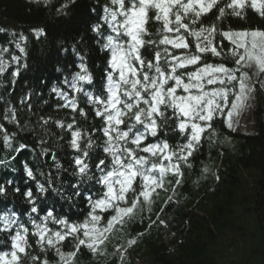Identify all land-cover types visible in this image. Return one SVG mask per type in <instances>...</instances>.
<instances>
[{
	"label": "trees",
	"instance_id": "16d2710c",
	"mask_svg": "<svg viewBox=\"0 0 264 264\" xmlns=\"http://www.w3.org/2000/svg\"><path fill=\"white\" fill-rule=\"evenodd\" d=\"M226 2L219 0L217 7L202 17V23L216 22L220 27L233 30H264V17L250 7L244 10L243 19L227 16L223 21H216L218 8ZM106 3L109 0H0V57L7 63L6 71L0 74V124L10 134L16 133L11 147L4 144L3 133H0V184L6 189L0 194V214L14 213L17 220L29 228L28 253L29 257H39L35 264H41L45 258L48 264H57L58 258L53 250L43 252L36 244L37 238L31 235L35 231L31 219L39 222L52 210L58 218L82 222L89 211L85 196L100 191L95 180L81 181L75 174L74 157L80 153L70 147L71 132L57 127L54 121L67 124L72 123L74 117L75 127L86 134L82 146L89 135L92 137L94 150H89L87 161L92 174H96L95 165L101 158L106 162L110 160L103 152L106 138L98 131L102 118L96 117L87 98L78 94L77 113H72L70 109L57 107L63 101L52 92L53 87L67 90L63 83L65 78L71 80L80 72L78 65L83 63L93 80L92 84L82 82L83 87L106 95L103 93L104 69L109 54L101 47V37L93 31L99 24L101 31L108 33L107 25L101 20ZM158 26L152 24L151 30L155 31ZM35 30H43L44 34L37 37ZM21 36L26 39L21 40ZM17 43L25 49L24 53L16 47ZM145 55L151 58V53ZM12 56L20 57V63L13 61ZM226 63L231 64V61ZM17 68L19 75L13 77ZM261 95L253 132L231 130L223 117L216 119L213 129L205 133L199 150L189 159L191 167L183 164L181 184L175 186L177 177L174 175L165 177L168 179L165 191L172 192L175 186V196L171 194V200L164 202L165 195L151 197L150 206H138L133 218L110 235L101 251L94 254L81 247L74 264H121L116 249L127 247L129 239H135L136 243L128 248L122 264H224L231 251L244 260L247 252L233 246L245 232L243 226H235L239 218L257 225L262 245L252 247L247 261L242 264H264V95ZM26 96L30 99L21 104ZM28 104H31L30 111ZM9 107L15 108L23 130L4 119ZM80 109L87 113L86 119L79 115ZM40 117L52 118L45 126L46 132L38 124ZM40 137L47 143L40 144ZM159 140H167L174 147L183 143L184 137L170 127H163L156 137L149 136L145 143ZM20 143L28 147L14 151ZM44 148L48 149L46 153H42ZM25 167L33 171L34 179L26 175ZM38 184H43L47 191L40 193ZM77 187L79 196L74 194ZM28 189L36 197L37 213L31 212L32 204L24 195ZM104 215L107 217L109 213ZM48 226L56 230L61 227L51 221ZM230 227L239 235L229 236ZM75 244L71 238L66 239L62 251H75ZM10 246V233L0 232V250H9ZM29 257L23 259V264H34Z\"/></svg>",
	"mask_w": 264,
	"mask_h": 264
},
{
	"label": "snow or ice",
	"instance_id": "6c2138e0",
	"mask_svg": "<svg viewBox=\"0 0 264 264\" xmlns=\"http://www.w3.org/2000/svg\"><path fill=\"white\" fill-rule=\"evenodd\" d=\"M218 3L219 0H109L103 5L101 20L107 25L108 33L101 31L99 24L93 31L101 37V47L109 54L104 69L103 93L106 95L83 87L82 82H93L83 63L78 65L80 72L71 80L65 78L63 83L67 90L52 88L63 101L57 107L70 109L72 113H77L78 94L87 98L96 117L102 118L98 131L106 138L103 152L110 157L108 162L101 158L95 165L96 174H92L87 163L89 150H94L92 137L89 135L82 146L86 134L75 127L74 117L72 123L54 121L57 127L71 132L70 147L80 153L74 157L75 174L81 181L95 180L100 188L98 194L85 196L89 211L82 222L58 218L52 210L39 222L31 219L35 229L31 235L37 238L36 244L43 252L53 250L57 264H74L81 247L94 254L101 251L110 235L133 218L138 206H150L152 194L163 188L167 175L176 176L175 186H179L183 176L181 164L191 167L189 158L199 150L205 133L213 129L214 121L223 117L232 128L233 116L245 107L256 85L264 87L261 78L264 76V30H233L220 27L216 22L202 23V17L212 12ZM249 7L264 17V0H227L218 8L216 21H223L227 16L243 19L244 10ZM152 24L159 25L155 31L151 30ZM35 31L37 37L44 34L43 30ZM24 39L21 36V40ZM16 47L21 53L25 52L19 43ZM146 52L151 53V58ZM12 60L20 63L18 56H12ZM6 68L7 63L0 57V74ZM18 75L19 68L12 73L13 77ZM29 99L26 96L20 103H27ZM28 108L30 111L31 104ZM79 115L87 118L83 109L79 110ZM4 119L23 130L15 108H6ZM51 120V117H40L38 124L46 132L45 126ZM163 127L178 131L184 142L174 147L167 140L145 143L149 136L156 137ZM0 133H3L4 144L11 147L16 133L10 134L3 124H0ZM45 143L47 141L40 137V144ZM27 147L20 143L14 151ZM47 151L42 149V153ZM52 157L55 159L54 153ZM25 173L35 178L30 168L25 167ZM5 191V185L0 184V194ZM15 191L19 192V188ZM38 191L44 193L47 189L38 184ZM74 194L81 195L78 187ZM24 195L32 204L31 212L37 213L32 190L28 189ZM105 213L109 215L105 217ZM48 221L60 225V229L50 228ZM0 232L10 233L11 239L10 249L0 250V264H23L31 247L29 228L21 224L14 213L5 211L0 214ZM68 238L76 241L73 252L62 251L63 242ZM135 243V239H129L127 247H117L121 264L128 248ZM29 258L34 264L39 260L36 255ZM41 264H48L47 259Z\"/></svg>",
	"mask_w": 264,
	"mask_h": 264
},
{
	"label": "rangeland",
	"instance_id": "374dc122",
	"mask_svg": "<svg viewBox=\"0 0 264 264\" xmlns=\"http://www.w3.org/2000/svg\"><path fill=\"white\" fill-rule=\"evenodd\" d=\"M247 71V70H246ZM262 79H264V76L261 77ZM264 95V87L260 86L259 84L256 85V90L254 92H252L250 94L249 99L246 101L245 107L242 108L238 114L233 116V127L229 128L231 130H235L237 129L240 132H244V133H251L254 131V129L256 128V112L259 108L258 106V101L260 99V97H262V95ZM165 189H167L166 186L163 187V189L158 193V194H153L152 197H157L160 198L162 195L164 196V200H168L169 197H171V194L173 196H175V194H173L172 192H167L165 191ZM235 220V219H234ZM243 226V228L245 229L244 235H241V238L237 241L233 242V246L236 249H242L244 251H246V257L244 258V260L241 258V255L238 254H234L232 251L228 252V254L225 257V262L224 264H242L245 263L247 261V255H249V253L252 250V247L255 246H262L261 245V238H259V233H258V229H257V225L255 224H249V222L246 221V219L243 218H239L235 220V226ZM228 232V235H239L237 234L236 230L233 229V227H230ZM252 232L254 233V235L257 238V241L253 240L252 238ZM110 241L113 242V239L111 238ZM109 241V242H110ZM223 243H225L224 241L222 242V244L220 246L223 245Z\"/></svg>",
	"mask_w": 264,
	"mask_h": 264
}]
</instances>
